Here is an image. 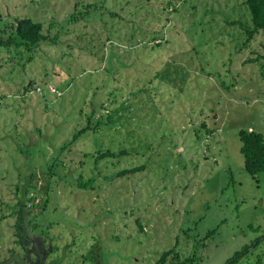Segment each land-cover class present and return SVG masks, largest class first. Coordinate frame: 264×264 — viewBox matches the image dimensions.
<instances>
[{"label": "rangeland", "instance_id": "obj_1", "mask_svg": "<svg viewBox=\"0 0 264 264\" xmlns=\"http://www.w3.org/2000/svg\"><path fill=\"white\" fill-rule=\"evenodd\" d=\"M106 1L125 9L104 31L68 25L79 0H0V28L30 16L56 41L0 46V264H264V171L247 172L239 136L264 135V32L232 24L251 23L244 0H174L171 14L168 0ZM114 108L118 122L57 149L85 109ZM109 147L129 153L95 162ZM55 155L92 187L52 181Z\"/></svg>", "mask_w": 264, "mask_h": 264}, {"label": "trees", "instance_id": "obj_2", "mask_svg": "<svg viewBox=\"0 0 264 264\" xmlns=\"http://www.w3.org/2000/svg\"><path fill=\"white\" fill-rule=\"evenodd\" d=\"M133 1L134 3L136 2L135 5H137V3L143 2L144 0H128V4L132 3ZM244 4L246 6L247 13L250 17L251 23L247 25V24L242 23V21L240 20L239 21L235 20L232 22V24H239L243 29H246V32L249 34L248 39H252L255 37L256 34L260 32H264V0H244ZM75 7H76L75 11L71 12L68 18V22H67L68 25L71 23H78L82 20H88V21L100 20L103 22L102 27L104 31H106L107 29L106 21L108 17L120 16L122 11L125 9L124 8L125 5L118 6L117 2L114 3V7H110L107 5L106 0H94L91 2L87 1L86 3L79 0V2H77ZM169 7L170 8L172 7V10H169ZM165 9L168 12V14H171L173 11H179V8L176 7L174 0H168V2L165 5ZM15 19L16 21L15 23H13L14 25L11 26V28L10 26L5 29L0 28V46L6 47L8 49H11L12 47L15 49L25 48L27 51L33 52V49L35 47L40 46L43 41H46L48 39L52 41V38H50L49 35L45 34L44 23L42 21L36 20L30 16L15 17ZM169 19L170 18L167 15L166 23L169 21ZM66 25L67 24H62L61 28L67 27ZM54 39L55 38H53L52 42H56ZM156 39L158 38L154 37L153 40L156 41ZM106 40L112 41L110 33L107 34ZM154 45L159 47V45L161 44L159 42ZM103 50H104L103 53H105V47ZM102 57L104 56H101V58ZM107 71L108 73H110L108 68H107ZM56 89L59 90L60 88L57 87ZM30 90L32 91L31 86H27L25 88V93H28V92L30 93L31 92ZM110 93L112 96V91H110ZM116 104L119 105L118 101H116ZM93 107H94V104H93ZM120 107H121L120 109H124L122 105ZM120 109L114 108L113 110H109V113H110L109 120L107 119L104 120L103 118H97L96 109H93V110L85 109L83 115H85V117L87 118V121L84 122L80 128L74 130L75 132L72 138L69 140H65L62 146L60 148L58 147L57 149L60 150L62 154H64V151L67 148L71 149L72 146L77 144L88 133L92 132L93 134H98L100 131H103V129H106V126L115 124L116 122H118L117 120H119V118L116 116L119 114ZM239 136L242 141L241 151L245 157V168L247 172L250 173L251 175H256L260 172H263L264 171V135L261 132L253 130V129L251 130L241 129L239 132ZM93 150L94 152L92 154L93 155L92 157L95 158L94 160L97 163H98V160L102 158L111 157L115 159L122 154L125 155L129 153V151L125 149L120 150V151H115L110 147L106 149L101 148L99 150H96L95 148ZM23 151L27 152L29 150L28 149L26 150V148L24 147ZM90 153L92 152L85 153V155L88 156L90 155ZM30 160H32V158ZM67 163L68 162H66L61 156L55 155L51 161H47L46 166L43 164V170L44 172L50 173L52 181H57V182H60L61 180L68 181L70 183H74V186H75V181H76L78 183L77 185L78 189H85L88 186L92 187L91 186L92 180L83 182L82 179L80 178H74L71 171L68 173H64L63 171H61L62 169L65 170L67 168ZM30 167L32 169L31 163H30ZM143 167L144 165H138V166L122 169L120 172L116 173L114 176H111V178L109 179L114 180L116 179L118 175L136 173L137 171L142 170ZM30 175L31 177L34 176V174L32 173ZM29 191H30V188L26 187L24 190L25 192L24 194L28 195ZM36 199H37V194L30 196L28 200L25 202L23 201V199L21 198L19 199L18 206H20V208L15 210L14 213H16L17 216L18 215L20 216L21 222H22L21 226L24 225L23 219L27 217V212L25 213L23 209H26L28 205H29V208L37 205L35 203ZM48 204L49 202L47 201L46 207L48 206ZM0 219L3 220L4 218L1 217ZM49 226L50 225L47 224V227ZM39 227H41V224L35 221L32 224L31 231H34V233L38 235L46 233V229L43 228V229L38 230ZM22 242H23V238H21V243ZM37 245H40V242H37ZM168 253L170 252L163 253L162 258L158 262V264H165L166 256L168 255ZM55 263H56V260H55ZM170 263L174 264V261L172 260Z\"/></svg>", "mask_w": 264, "mask_h": 264}]
</instances>
